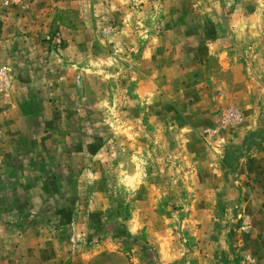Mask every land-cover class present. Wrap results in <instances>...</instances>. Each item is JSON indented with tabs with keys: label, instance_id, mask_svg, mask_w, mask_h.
I'll return each mask as SVG.
<instances>
[{
	"label": "rangeland",
	"instance_id": "374dc122",
	"mask_svg": "<svg viewBox=\"0 0 264 264\" xmlns=\"http://www.w3.org/2000/svg\"><path fill=\"white\" fill-rule=\"evenodd\" d=\"M0 238V264H264V0H0Z\"/></svg>",
	"mask_w": 264,
	"mask_h": 264
},
{
	"label": "crops",
	"instance_id": "0c3cea01",
	"mask_svg": "<svg viewBox=\"0 0 264 264\" xmlns=\"http://www.w3.org/2000/svg\"><path fill=\"white\" fill-rule=\"evenodd\" d=\"M199 80V79H198ZM203 82L204 81H198V83L194 86V91H195V97H194V99L195 100H197L199 103H202V102H205V100H204V98H205V87L203 88V86H202V84H203ZM189 91V90H188ZM190 91H193V89H190ZM192 95H193V93H192ZM151 98V97H150ZM151 100H153L152 98H151ZM146 102H148V98L146 97ZM13 104L11 105V113L12 114H16V117L17 118H19V117H22V116H20V112L18 111V109H16V111L13 109ZM16 107H17V105H16ZM14 112V113H13ZM5 113H7V114H4V115H6L7 117H8V113L9 112H5ZM156 113H157V119H159V117L162 119V116H164V115H158V111H156ZM201 116V115H200ZM202 117V116H201ZM10 122V121H9ZM250 122H251V120H250ZM254 122V121H253ZM21 122L20 121H17V124H16V128H14V130L12 131V132H8V133H6V135H4V137H6V140H4V147H3V149H2V152H4V151H6L7 149H8V147L12 144V143H14L16 140H17V137H18V133H19V131H21V127L23 126H20L21 124H20ZM7 125H9V124H7ZM247 127V126H246ZM249 128H252V125H249L246 129H249ZM251 130H254V129H251ZM248 131V130H247ZM248 133H250L249 131H248ZM256 138H258V137H254L253 138V140H251L250 142H247V145L250 147V146H252V147H254V146H256V143L254 142V141H258V139H256ZM250 144V145H249ZM245 149H248L247 147H244ZM253 157V156H252ZM255 159H254V161H257V155L255 154ZM247 161V160H246ZM247 165H249V164H251L250 162H248L247 161V163H246ZM205 179L206 178H203V182L205 181ZM256 182H258V180L255 178L254 179ZM213 181L210 179V181H209V183L208 184H210V187H214L215 186V184H213L212 183ZM206 185V184H205ZM204 185V186H205ZM205 188H206V186H205ZM215 189H216V187H215ZM209 190H210V188H209ZM260 194V193H259ZM258 194V195H259ZM3 243V239L2 238H0V244H2Z\"/></svg>",
	"mask_w": 264,
	"mask_h": 264
},
{
	"label": "built area",
	"instance_id": "2783aa9c",
	"mask_svg": "<svg viewBox=\"0 0 264 264\" xmlns=\"http://www.w3.org/2000/svg\"><path fill=\"white\" fill-rule=\"evenodd\" d=\"M242 115L241 112L238 110L230 109L223 112L219 119L217 120V124L221 128H225L228 125H236L241 123ZM247 226H243L242 229H246Z\"/></svg>",
	"mask_w": 264,
	"mask_h": 264
},
{
	"label": "trees",
	"instance_id": "16d2710c",
	"mask_svg": "<svg viewBox=\"0 0 264 264\" xmlns=\"http://www.w3.org/2000/svg\"><path fill=\"white\" fill-rule=\"evenodd\" d=\"M121 203V202H120ZM119 206H122V203L121 204H119ZM108 213H110L113 217L112 218H114V221H119V220H124V219H126L127 218V210H124V214L123 215H121L120 214V212L119 211H115L114 213H113V211H111V210H108L107 211Z\"/></svg>",
	"mask_w": 264,
	"mask_h": 264
}]
</instances>
